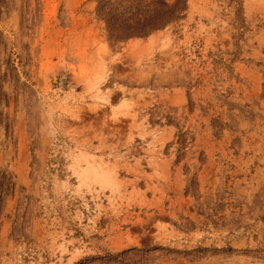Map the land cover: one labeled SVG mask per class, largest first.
Instances as JSON below:
<instances>
[{
	"label": "rangeland",
	"instance_id": "1",
	"mask_svg": "<svg viewBox=\"0 0 264 264\" xmlns=\"http://www.w3.org/2000/svg\"><path fill=\"white\" fill-rule=\"evenodd\" d=\"M0 264H264V0H0Z\"/></svg>",
	"mask_w": 264,
	"mask_h": 264
}]
</instances>
